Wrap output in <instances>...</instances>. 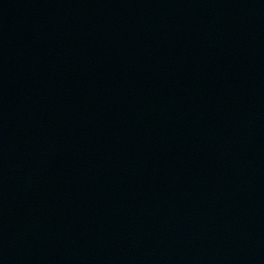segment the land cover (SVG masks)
I'll list each match as a JSON object with an SVG mask.
<instances>
[{
	"label": "water",
	"instance_id": "obj_1",
	"mask_svg": "<svg viewBox=\"0 0 264 264\" xmlns=\"http://www.w3.org/2000/svg\"><path fill=\"white\" fill-rule=\"evenodd\" d=\"M0 264H264V0H0Z\"/></svg>",
	"mask_w": 264,
	"mask_h": 264
}]
</instances>
